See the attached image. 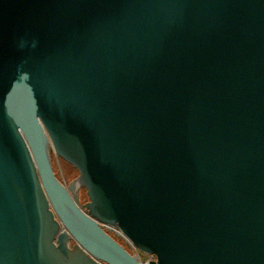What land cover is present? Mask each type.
<instances>
[{"label": "water", "instance_id": "water-1", "mask_svg": "<svg viewBox=\"0 0 264 264\" xmlns=\"http://www.w3.org/2000/svg\"><path fill=\"white\" fill-rule=\"evenodd\" d=\"M113 234L264 264V0H0V264H145Z\"/></svg>", "mask_w": 264, "mask_h": 264}, {"label": "rangeland", "instance_id": "rangeland-1", "mask_svg": "<svg viewBox=\"0 0 264 264\" xmlns=\"http://www.w3.org/2000/svg\"><path fill=\"white\" fill-rule=\"evenodd\" d=\"M52 161H53L54 170H55L58 178L61 179L63 182H65L67 185L70 182H72L73 180H75L79 176V172H78V170L75 167H73L71 164L67 163L62 158L56 156L54 152L52 153ZM80 198H81V203L82 204H84V203H86L88 201V197H87L86 191L84 189H81V191H80ZM122 244L124 246H126V248L129 251L137 252L138 256L141 258V260L143 262L146 261L147 257H146L145 254H143V253H141V252L129 247L123 241H122Z\"/></svg>", "mask_w": 264, "mask_h": 264}, {"label": "built area", "instance_id": "built-area-1", "mask_svg": "<svg viewBox=\"0 0 264 264\" xmlns=\"http://www.w3.org/2000/svg\"><path fill=\"white\" fill-rule=\"evenodd\" d=\"M114 229H117L119 230L118 228H114ZM71 245V242L69 243ZM147 259L146 261L144 262L145 264H148L151 260L155 259V256L154 255H146ZM100 264H105L103 262H99Z\"/></svg>", "mask_w": 264, "mask_h": 264}, {"label": "trees", "instance_id": "trees-1", "mask_svg": "<svg viewBox=\"0 0 264 264\" xmlns=\"http://www.w3.org/2000/svg\"><path fill=\"white\" fill-rule=\"evenodd\" d=\"M113 236H115L116 237V235L115 234H113ZM121 243H122V239H120V238H117ZM124 242V241H123Z\"/></svg>", "mask_w": 264, "mask_h": 264}, {"label": "flooded vegetation", "instance_id": "flooded-vegetation-1", "mask_svg": "<svg viewBox=\"0 0 264 264\" xmlns=\"http://www.w3.org/2000/svg\"><path fill=\"white\" fill-rule=\"evenodd\" d=\"M85 190V189H84ZM86 191V190H85Z\"/></svg>", "mask_w": 264, "mask_h": 264}]
</instances>
